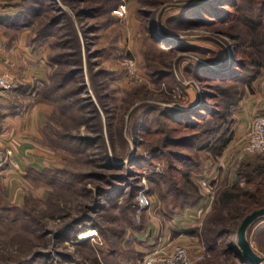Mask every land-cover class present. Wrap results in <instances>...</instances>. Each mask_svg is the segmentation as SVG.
I'll list each match as a JSON object with an SVG mask.
<instances>
[{"label":"rangeland","instance_id":"1","mask_svg":"<svg viewBox=\"0 0 264 264\" xmlns=\"http://www.w3.org/2000/svg\"><path fill=\"white\" fill-rule=\"evenodd\" d=\"M54 1L72 16L71 9H74L75 4L71 0ZM204 1L206 0H116L114 7L94 20L80 21L74 27L68 19L62 21L64 31L72 35L74 33L78 38L79 42L74 37L66 38L65 41L75 49L79 46L80 62L77 57L71 58L73 65L65 68L62 75L58 76V73L54 75L53 72L59 68L51 61L47 81L41 83L36 91L38 102L44 105L48 113L42 130L43 144L54 150L53 155L58 159V167L54 170L58 173L54 175L53 185L49 187L48 198L44 189L40 190L43 194L40 199L32 198L34 192L26 190L24 195L26 193L27 197L21 208L7 209L0 213V264H47L49 258L58 255H89L88 248L79 250L78 253L74 250L70 255L65 250L64 247H69V240L73 239L76 231L95 229L96 235L93 233L95 236L92 237H95L96 243H93V248L101 249L105 245L111 248V244L114 247V243L123 240L126 232H141L148 215L159 221L187 208L183 207V203L189 200L182 195L183 189L187 187H182L178 194L173 189L169 191L166 185L158 186V180H148L151 171H162V163L155 161L146 170L136 166L133 169L127 162L134 155H142L146 159L150 157L151 146L139 139L133 140L139 123L146 118H154L157 124L160 122V113L166 109L175 111L198 107L203 100V87L202 83L192 77L191 71L195 68H210L211 65L221 63L226 56L229 62L232 56L242 57L241 48L247 49L251 44L248 30L241 24L243 19L252 17L256 22H264V17H258L260 12L257 0H237V9L226 8L238 12L239 17L232 23L186 27L177 24L178 15ZM44 2L46 0H29L25 7L27 10H37L28 19L32 20L35 30L44 36L39 42L47 51V59L49 57L52 60L61 50L52 39L49 32L52 30L43 28L46 26V22H43ZM144 2L153 5L144 6ZM118 6L125 7L123 18L112 14ZM143 10L149 12L147 17L143 16ZM92 21L99 25V29L94 36L86 38L84 30ZM151 32H156L162 40L175 41L177 45L194 50L177 49L169 52L162 43L150 38ZM77 65H80L77 78L84 87L83 90H78L81 84L75 82L77 78L67 74L77 69ZM151 67L166 71V80H154L149 73ZM253 69L245 74V77H252L250 83L241 86L242 83L237 87L240 91L234 98L235 105L228 103L229 97L221 98L223 104H228L229 114H226L224 125L220 129V140L211 149L209 146L200 150L195 148L193 151L199 168L191 173L190 178L197 186L195 196L199 197L198 202L203 199L205 204L202 205L201 202L202 220L196 229V240L191 247H187L189 249L196 250L199 246L205 248L202 242V224L210 216L223 189L245 183V176L238 174L241 166L264 159V153L245 151V135L251 125L240 134L242 129L236 117V110L243 98H246L247 92L264 77V67ZM108 110L116 114L113 118V146L109 143L105 124ZM121 113L122 128L116 123ZM99 129L103 132V142L96 141V144L86 145L78 141L85 136L97 139ZM223 141L226 144L221 148ZM8 155L10 154L0 152V165L6 164ZM107 159L123 166L117 170L104 169ZM210 159L224 165L226 170L224 178L211 179V197L200 184L201 181H210L208 170L203 172L206 161L210 162ZM228 173L236 175L237 179L233 182L232 179L228 180ZM111 177L119 182L112 181ZM47 178L49 182L51 174ZM133 187L143 190L149 197L152 202L149 210L138 209ZM113 190L120 191L107 198V193ZM197 203L188 208H193ZM69 230L71 231L67 232ZM84 233L87 235L92 231ZM260 233V225L257 223L248 231L247 241L254 252L264 258V237ZM231 240L237 245L236 237ZM229 241L230 239L228 242L218 239L217 248L211 252L206 250L208 256L194 264H224L229 256L222 249Z\"/></svg>","mask_w":264,"mask_h":264},{"label":"trees","instance_id":"2","mask_svg":"<svg viewBox=\"0 0 264 264\" xmlns=\"http://www.w3.org/2000/svg\"><path fill=\"white\" fill-rule=\"evenodd\" d=\"M27 2L29 0L22 1L23 12L21 17L24 25L36 33L39 41L44 36L42 37V34L35 30L34 25H32V20L28 19L30 17L32 18L37 13V10H27V7H25ZM71 2L75 4L74 9H71L72 16H69L62 7L57 5L56 1L46 0L44 2L45 15L43 22H46V26L43 28L48 31L49 29L52 30L49 31L52 39L55 45H57V48L61 50L52 60L48 57L49 63L54 61L58 66L59 70L53 72L54 75L58 73V76L62 75V71L65 68L73 65L71 58L77 57V61L80 62L81 54L78 45L75 49L74 47L68 46V41H65L66 38L72 37L73 39L74 37L79 42L76 34L73 33L72 35L64 31L62 21L68 19L69 23L74 27L80 21L96 19L97 16L107 12L112 6L114 7L116 5L114 3L116 0H71ZM238 4L237 0H206L202 3L194 4L187 11L178 15L176 22L183 27L201 26L204 24L209 26L214 23L223 22L232 23L239 17L238 12H233L226 8L237 9ZM256 4L259 5L260 15L258 17L260 19L264 17V0H257ZM143 5L150 7L153 3L144 2ZM148 13L146 10L142 11L144 17H147ZM92 22V24L88 23L91 25L84 30L86 38L87 36H94V33L99 29V25L94 21ZM241 24L247 28L251 38V44L247 49L246 47L241 48V51L243 49L242 57L236 58L232 56V60L229 62L226 56L221 63L211 65L210 68H195L191 71L192 77L202 83L203 100L201 104L194 109L175 111L166 109L160 113V122L156 124L154 118H146V120L139 123L137 132L134 133V141L139 139L140 142L151 146L149 151L150 157L146 159L142 155H134L128 160L127 165L133 169L136 166L147 170L155 161L162 163V171L160 173L151 171L148 180H158V186L160 184L166 185L169 191L173 189L178 194L182 191V187H187L183 189L182 195L189 201L183 203L186 205H183V207H192L199 200V197L197 198L195 196L197 186L190 178L191 173L199 168L197 158L193 151H195V148H199L200 150L209 146L211 149L213 144L217 143L221 138L220 136H222L220 129L224 125L226 114H229V111L227 112L229 106L226 103L223 104L224 101H221V98L227 96L230 99V101L228 99V103L231 106L235 105L236 99L234 100V98L240 91L237 87L242 83L241 86L248 85L252 78L247 77V75L245 77V74L253 71V68L264 67V22H256L252 17H247L243 19ZM224 34L226 33L224 32ZM150 38L157 43H162L165 46V50L169 52H175L177 49L194 50L184 45H177L175 41L162 40L156 32H151ZM69 49H73V53ZM149 67L150 65H148ZM149 73L154 80L164 81L168 76L166 71L155 70L154 67L150 68ZM67 74H71L70 76H73L72 78H77L80 74V65H77V69ZM75 82L81 84L78 78L75 79ZM54 86L56 85L54 84ZM83 89L84 87L81 84L78 90ZM49 91H54V89H49ZM115 116L116 114L114 115L112 110L106 112L105 124L109 143L112 146L115 137L112 133L113 118ZM122 117L121 113L116 121L119 126L121 125V128L123 125ZM99 132L100 134L97 139L85 136L82 139H78V141L86 145L96 144V141L103 142L102 129H99ZM160 135L162 136L158 137ZM200 143L201 145H199ZM225 144L226 141H223L221 148ZM107 160L103 165L104 169L117 170L123 166L122 164H115L111 159ZM117 161L121 160L117 159ZM57 173V170H45L43 173L35 175L34 178H37L42 185L51 187L55 180L54 175ZM49 174H51L52 178L48 182L47 177ZM238 174L245 176V183L242 186L234 184L223 189L210 212V216L201 227L202 242L205 244L203 245L210 252L217 248L218 239H221L223 242H228L230 239L229 243H226L222 249L229 256L228 259H225L224 264H251L240 252L236 243H233L231 238L236 237V229L246 215L258 209H264V159L258 163H246V165L241 166ZM111 178L112 181L119 182L115 178ZM119 191L113 190L107 193V198L113 193H119ZM138 191V188H132L134 199ZM257 223L260 225V234L264 237V216H262L248 227L246 239L248 231Z\"/></svg>","mask_w":264,"mask_h":264},{"label":"crops","instance_id":"3","mask_svg":"<svg viewBox=\"0 0 264 264\" xmlns=\"http://www.w3.org/2000/svg\"><path fill=\"white\" fill-rule=\"evenodd\" d=\"M22 1L0 0V77L10 79L16 86L13 91L0 96V152L10 154L6 164L0 165V213L21 208L27 197L26 193L24 195L26 190L34 192L32 198L40 199L43 197L40 190L44 189L48 198L49 186H42L32 175L58 167L54 150L43 144L42 130L48 113L36 97L37 88L47 81L50 63L36 33L23 23ZM236 112L242 129L240 134L249 128L254 118L264 117V77L247 92ZM206 170L212 180L226 175L225 166L211 159L206 161L203 172ZM228 175L232 182L237 179L236 175ZM201 202L159 221L148 215L141 232H126L123 240L114 243V247L110 243L111 248L105 245L95 249L92 246L96 243L95 237H83L85 231L96 235L95 229L76 231L65 250L70 255L74 250L78 253L88 248L90 254L58 255L49 258L47 264H139L140 257L156 247L172 244L191 247L202 220Z\"/></svg>","mask_w":264,"mask_h":264},{"label":"built area","instance_id":"4","mask_svg":"<svg viewBox=\"0 0 264 264\" xmlns=\"http://www.w3.org/2000/svg\"><path fill=\"white\" fill-rule=\"evenodd\" d=\"M117 18L125 16V7L118 6L112 11ZM15 83L8 78L0 77V96L7 94L15 89ZM245 151L249 153H264V117H256L245 135ZM210 181H201V186L210 193ZM210 188V189H209ZM202 205L205 200H201ZM135 202L139 210H149L152 202L143 190H139L135 195ZM207 203V202H206ZM93 233H87L89 237ZM86 234L83 237L87 236ZM208 253L205 248L199 246L196 250L187 248L181 244L163 245L145 253L140 259L139 264H194L206 258Z\"/></svg>","mask_w":264,"mask_h":264},{"label":"water","instance_id":"5","mask_svg":"<svg viewBox=\"0 0 264 264\" xmlns=\"http://www.w3.org/2000/svg\"><path fill=\"white\" fill-rule=\"evenodd\" d=\"M262 216H264V209L252 211L242 219L236 231L237 247L251 264L264 263V258L259 257L254 252L246 239V231L248 227Z\"/></svg>","mask_w":264,"mask_h":264}]
</instances>
